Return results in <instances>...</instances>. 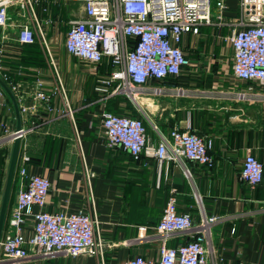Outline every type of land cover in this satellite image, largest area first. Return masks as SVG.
<instances>
[{
  "label": "crops",
  "instance_id": "obj_1",
  "mask_svg": "<svg viewBox=\"0 0 264 264\" xmlns=\"http://www.w3.org/2000/svg\"><path fill=\"white\" fill-rule=\"evenodd\" d=\"M225 3L226 19L236 17L239 0ZM79 11L80 4L65 0H17L9 8L10 26L0 30V74L10 75L28 96L40 81L42 89L61 106L58 113L41 108L33 116H24L10 84L0 83V120L11 131L30 130L19 142L8 197L16 141L0 149V219L6 204L0 241L13 232L10 219L21 183L19 171L27 167L29 173L46 176L51 182L50 213L86 210L96 214V234L104 244L102 256L85 253L47 258L34 248L19 262H12L0 246V264H123L136 256L156 261L162 243L153 229L172 192L177 210L190 213L195 223L202 213L225 219L212 229L210 243L216 259L210 258V264H264V180L252 190L239 179L248 153L264 169V92L259 88L250 91V83L235 77L233 47L227 41L230 28L202 27L198 35L185 36L182 48L191 66L180 77L152 81L136 102L118 96L104 107L95 89L109 69L102 65L96 72L65 48L69 22ZM30 24L46 32L47 47L41 38L34 45L17 43L19 29ZM105 110L144 119L149 142L139 160L108 147L101 124ZM148 120L164 134L174 127L185 130L191 126L198 134L213 138V167L188 160L183 165L160 164L154 156L158 140ZM27 224L29 229L23 232L30 238L33 218L28 217ZM141 227L148 228L144 239L140 238ZM190 240L183 233L167 244L177 247Z\"/></svg>",
  "mask_w": 264,
  "mask_h": 264
},
{
  "label": "built area",
  "instance_id": "obj_2",
  "mask_svg": "<svg viewBox=\"0 0 264 264\" xmlns=\"http://www.w3.org/2000/svg\"><path fill=\"white\" fill-rule=\"evenodd\" d=\"M16 1L0 0V30L10 26L9 8ZM65 1L81 5L79 14L69 22L65 38L67 52L92 66L96 72L102 65L109 69L108 75L99 77L95 89L104 107L110 98L118 96L136 102L135 96L142 95L152 81L180 77L191 66V60L182 48L183 39L189 34L198 35L202 27L230 28L227 41L233 47L235 77L250 83V91L259 88L264 92V0H239L237 16L228 19L224 16L227 10L225 0L216 2V16L212 14V0ZM46 36L43 28L37 26L34 29L30 24L19 29L17 43L34 45L41 38L47 47ZM50 59L61 86L54 59L52 56ZM2 80L10 84L24 116H33L41 108L50 114L60 111L61 106L42 89L40 81L28 96L20 83L11 81L10 75L0 74V83ZM159 92L158 89L156 93ZM239 96L245 98L244 94ZM65 107L69 114L73 113L67 103ZM142 116L146 117L144 113ZM148 122L158 140L154 156L160 164L183 165L188 160L213 167V138L198 134L191 126L185 130L174 127L164 134L152 121ZM101 124L108 147L123 150L135 161L140 159L149 142L144 119L132 113L117 114L105 110ZM29 132L23 127L11 131L0 120V149L11 146ZM186 174L189 175L188 170ZM19 175L21 183L10 219L14 232L0 241L7 260L19 262L28 249L34 248L47 258L57 255L77 257L85 253L102 256L104 244L96 234V214L86 210L50 213L47 210V196L51 190L48 177L31 174L27 167H22ZM239 179L252 190L263 182V164L253 154L245 156ZM177 206L175 192H172L159 223L153 229L155 236L161 238L159 259L153 261L136 256L123 264H210V258L216 259L210 243L211 233L225 219L202 213L200 222L195 223L190 213L179 212ZM28 217L33 218L30 238L23 232L29 229ZM139 232L140 238L144 239L148 228L141 227ZM183 233H187L191 240L177 247L168 246L171 238Z\"/></svg>",
  "mask_w": 264,
  "mask_h": 264
},
{
  "label": "water",
  "instance_id": "obj_3",
  "mask_svg": "<svg viewBox=\"0 0 264 264\" xmlns=\"http://www.w3.org/2000/svg\"><path fill=\"white\" fill-rule=\"evenodd\" d=\"M19 142H20V140H16L15 150H14L13 160H12V165H11V170H10V174H9V178H8V186H7V194H6V197H8V193H9V190H10V184H11L12 178H13L14 168H15V164H16V159H17L18 151H19ZM5 209H6V204H4L3 210H2V214H1V219H0V232L2 230L3 223H4Z\"/></svg>",
  "mask_w": 264,
  "mask_h": 264
},
{
  "label": "rangeland",
  "instance_id": "obj_4",
  "mask_svg": "<svg viewBox=\"0 0 264 264\" xmlns=\"http://www.w3.org/2000/svg\"><path fill=\"white\" fill-rule=\"evenodd\" d=\"M218 0H212L211 1V9H212V14L214 15V16H216V13H217V7H216V2H217ZM234 10H236V8H234ZM159 125V124H158ZM149 127V126H148ZM150 128V127H149ZM14 232V231H13ZM12 232V233H13Z\"/></svg>",
  "mask_w": 264,
  "mask_h": 264
},
{
  "label": "trees",
  "instance_id": "obj_5",
  "mask_svg": "<svg viewBox=\"0 0 264 264\" xmlns=\"http://www.w3.org/2000/svg\"><path fill=\"white\" fill-rule=\"evenodd\" d=\"M170 79H171V78H170ZM170 79H167L166 81H168V80H169V81H172V80H170ZM109 110H113V108H111V109H109ZM131 158H132V157H131ZM132 159H133V158H132ZM133 160H134V159H133Z\"/></svg>",
  "mask_w": 264,
  "mask_h": 264
},
{
  "label": "bare ground",
  "instance_id": "obj_6",
  "mask_svg": "<svg viewBox=\"0 0 264 264\" xmlns=\"http://www.w3.org/2000/svg\"><path fill=\"white\" fill-rule=\"evenodd\" d=\"M135 98L138 100V96H135Z\"/></svg>",
  "mask_w": 264,
  "mask_h": 264
}]
</instances>
